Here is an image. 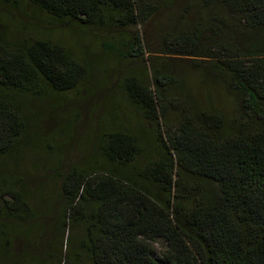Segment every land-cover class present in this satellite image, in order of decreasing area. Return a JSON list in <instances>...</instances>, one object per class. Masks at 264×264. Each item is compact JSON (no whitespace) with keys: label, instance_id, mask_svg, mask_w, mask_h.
I'll list each match as a JSON object with an SVG mask.
<instances>
[{"label":"trees","instance_id":"obj_1","mask_svg":"<svg viewBox=\"0 0 264 264\" xmlns=\"http://www.w3.org/2000/svg\"><path fill=\"white\" fill-rule=\"evenodd\" d=\"M29 2L80 30L143 26L162 10L177 12L161 28L156 53L190 57L185 74L181 65L158 62L141 34L118 33L123 54L149 64V82L131 77L126 87L131 105L155 129L156 145L134 167L142 154L137 135L109 130L96 144L109 166L56 174L66 243L79 222L78 247L93 264H264V0ZM83 66L60 44L8 40L0 31L1 156L25 131L21 99L39 97V81L54 91L73 88ZM190 72L221 89L233 114L195 102ZM3 195L11 199L7 216L27 211L20 191L4 186L2 202Z\"/></svg>","mask_w":264,"mask_h":264},{"label":"rangeland","instance_id":"obj_2","mask_svg":"<svg viewBox=\"0 0 264 264\" xmlns=\"http://www.w3.org/2000/svg\"><path fill=\"white\" fill-rule=\"evenodd\" d=\"M176 15L162 10L143 26L122 29L105 25L80 30L35 11L29 0H0V31L8 40H48L64 46L84 64V78L73 88L54 91L39 81V97L21 99L25 131L15 150L0 155V190L12 186L20 191L28 209H22L18 219L7 216L11 199L2 196L0 264H93L78 247L84 231L79 222L73 224L66 243L67 231L61 225L63 202L58 197L60 178L56 174L62 176L73 167L109 166L96 145L99 136L109 130L137 135L142 154L135 158L134 167L152 157L155 129L151 130L131 105L126 87L131 77L149 82V64L140 57L125 56L126 48L115 41L118 33L137 32L142 35L144 49L153 52L158 62L181 65L179 71L187 74L190 57L156 53L162 49L161 28L164 30ZM114 44L116 52L109 47ZM146 54L149 52H143L142 57ZM186 81L195 102L233 114L232 101L221 89L199 82L192 72ZM170 118H174L173 112ZM83 212L87 214L85 209ZM153 246L159 258L163 247L159 241Z\"/></svg>","mask_w":264,"mask_h":264}]
</instances>
